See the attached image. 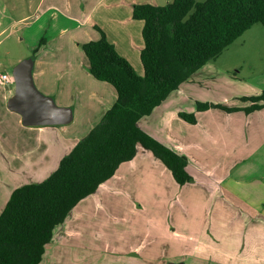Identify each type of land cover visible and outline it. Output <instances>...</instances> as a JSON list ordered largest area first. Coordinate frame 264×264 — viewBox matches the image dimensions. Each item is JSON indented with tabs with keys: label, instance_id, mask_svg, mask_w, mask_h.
I'll list each match as a JSON object with an SVG mask.
<instances>
[{
	"label": "crops",
	"instance_id": "crops-1",
	"mask_svg": "<svg viewBox=\"0 0 264 264\" xmlns=\"http://www.w3.org/2000/svg\"><path fill=\"white\" fill-rule=\"evenodd\" d=\"M143 1L161 4L157 0H23V9L25 6L32 13L19 21L47 32L41 58L34 65L37 86L54 97L67 96L72 89L84 90L91 97L84 102L94 106L92 110L96 112L85 128L72 134L51 125H25L22 115L8 106L15 86L0 84V213L16 187L48 177L116 101L117 94L107 105L106 95L101 92H106L108 86L90 72L82 47L100 37L96 25L144 74V20L133 17L134 6ZM2 26L0 19V36L5 31ZM0 65V71H8L1 60ZM174 91L151 116H143L139 125L185 154L191 172L195 168L206 172L212 183L208 196L212 212H178L188 202V194L183 191L186 185L176 181L171 169L153 151L139 145L133 159L122 162L112 177L79 201L65 221L56 226L40 264H222L223 259L210 250V242H204L205 233L209 232L213 240H233L229 234L234 232L227 219L232 217L233 208L241 209L238 201L248 212L238 213L236 229L242 232L241 221L253 213L255 221H248L255 225L251 232H262L264 107L251 112H227L219 107L196 109L195 123L184 119L176 124L182 128L170 131L169 116H181L180 112L186 111L181 107L185 97L175 96ZM244 102L237 105L250 104ZM73 110L74 120L76 109ZM254 116L261 126L248 122ZM206 138L215 146L210 158L202 152L208 143ZM194 177L202 178L198 174ZM202 194L200 188L195 189V199L199 203L205 200L200 210L206 206ZM172 202L176 203L174 210ZM210 214L212 223L206 228ZM188 236L200 239V243L191 246ZM254 239L252 235L250 241ZM228 250L229 247L223 249Z\"/></svg>",
	"mask_w": 264,
	"mask_h": 264
},
{
	"label": "trees",
	"instance_id": "trees-1",
	"mask_svg": "<svg viewBox=\"0 0 264 264\" xmlns=\"http://www.w3.org/2000/svg\"><path fill=\"white\" fill-rule=\"evenodd\" d=\"M143 19L144 74L112 43L99 25L98 39L82 44L89 70L111 83L117 99L103 118L44 180L16 187L0 213V264H40L57 225L83 198L97 191L119 165L133 159L142 145L161 158L179 184L193 179L188 157L139 125L169 95L208 61L256 23H264V0H172L134 6ZM40 38L38 51L45 44ZM248 106L197 101L198 110L219 107L251 112L264 107V90L244 95ZM191 123L195 112L181 111Z\"/></svg>",
	"mask_w": 264,
	"mask_h": 264
},
{
	"label": "rangeland",
	"instance_id": "rangeland-1",
	"mask_svg": "<svg viewBox=\"0 0 264 264\" xmlns=\"http://www.w3.org/2000/svg\"><path fill=\"white\" fill-rule=\"evenodd\" d=\"M157 1L161 4H166L172 0ZM142 3H146V1H143ZM30 13L32 12L29 9H25V6L23 9V0H0V19L3 23L2 27L5 28L4 33L0 36V60L4 62V66L8 71L12 73L13 67L20 60L27 57H32L34 60L38 57L39 59L41 58L42 51H40V49L42 46H40L38 51L35 50V47L38 46L39 40L42 36H47V32L36 30L35 27H28L27 24L24 25L25 22H23V20L19 21L23 18V15H29ZM14 21L18 22L14 24ZM2 66L3 65H0V68H2ZM102 82V84L108 86L106 92L102 91L101 94L106 95L104 96V99L107 102V105H109L112 98H116L117 92L111 83L107 81ZM263 90L264 23H256L225 48L219 56L211 59L203 67L195 71L188 81L183 83L174 92L177 94L175 96L183 95L185 97V101L182 100L183 104H181V107L187 112H193L196 111V109L198 110L197 99L201 101H219L226 105L233 106L245 103L241 99L242 96L256 95ZM76 91H78V89H72L68 91L67 96L64 97L53 96L59 105H72L71 107L76 109V117L70 123L51 125L57 128V130L61 129L70 134L76 130L85 128L89 124V118L93 117V114L96 112L95 109L92 110V107L94 106L85 103L91 98L88 96L87 92L79 90L78 93L75 94ZM66 100L70 101L72 104H63V102L67 103ZM79 101H85V104L82 105ZM189 102L191 104H189ZM175 105H177V103H173V106ZM175 113L176 112H174V114ZM169 118H172L168 122L170 131H177L183 127L180 126V124L176 125L177 122L184 120L182 116L170 115ZM248 122L253 125L261 126L255 116L251 120H248ZM206 140L208 143L205 144V148H203L202 152H205L208 158H210L215 146L211 143L210 139L206 138ZM189 172L191 171L189 170ZM191 174L193 175V179L182 184L186 185L183 187V191L188 194L187 205L185 208L183 206L179 208L178 212H212V209H210V202H208V196L212 187L211 179L206 178V172L203 171L202 168H199V170H197V168L193 169ZM194 174L201 175L202 178L195 180ZM196 188H200L203 192L202 195L206 198V206H204L203 210H200V205H202L205 200H202V202L199 203L198 198L195 199L194 194ZM236 204L239 205L241 209L233 208L232 217L227 219V224L234 232L229 234V237L233 240L229 242L224 239L213 240L210 237L209 232H206L204 242H210V250L223 259V261L220 262L222 264H264V229L262 232H256L254 234L251 232V229L255 226L254 223H251L255 221V215L250 213L251 216H247V220L241 221L243 222L242 232L240 230L238 231L236 229H239L237 215L239 212L248 211H246L242 201H238ZM175 207L176 203L172 202V209L174 210ZM212 218L213 216L210 214L205 223L206 228L211 226ZM188 220L190 225L192 222L190 221V218ZM262 227H264V225ZM220 234L224 235L221 232ZM252 235L253 238H255L253 242L250 241ZM188 242L191 246H195V244L200 243V239L188 236ZM228 247L230 249L228 252L223 251V249Z\"/></svg>",
	"mask_w": 264,
	"mask_h": 264
},
{
	"label": "water",
	"instance_id": "water-1",
	"mask_svg": "<svg viewBox=\"0 0 264 264\" xmlns=\"http://www.w3.org/2000/svg\"><path fill=\"white\" fill-rule=\"evenodd\" d=\"M35 60L27 57L13 67L15 92L9 98L10 109L19 112L25 125H60L73 120L71 106H61L52 95L44 93L34 77ZM169 264H184L182 262Z\"/></svg>",
	"mask_w": 264,
	"mask_h": 264
},
{
	"label": "built area",
	"instance_id": "built-area-1",
	"mask_svg": "<svg viewBox=\"0 0 264 264\" xmlns=\"http://www.w3.org/2000/svg\"><path fill=\"white\" fill-rule=\"evenodd\" d=\"M0 84L15 86V78L13 73L6 70L0 71Z\"/></svg>",
	"mask_w": 264,
	"mask_h": 264
}]
</instances>
